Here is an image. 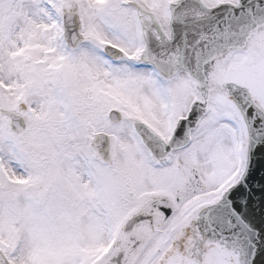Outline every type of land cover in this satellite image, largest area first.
<instances>
[{"label":"snow or ice","instance_id":"1","mask_svg":"<svg viewBox=\"0 0 264 264\" xmlns=\"http://www.w3.org/2000/svg\"><path fill=\"white\" fill-rule=\"evenodd\" d=\"M0 264H264V0H0Z\"/></svg>","mask_w":264,"mask_h":264}]
</instances>
